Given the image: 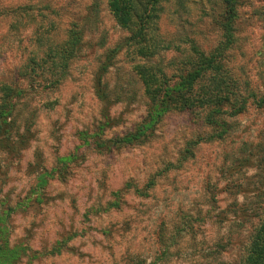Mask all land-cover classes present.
Returning a JSON list of instances; mask_svg holds the SVG:
<instances>
[{"label": "rangeland", "instance_id": "rangeland-1", "mask_svg": "<svg viewBox=\"0 0 264 264\" xmlns=\"http://www.w3.org/2000/svg\"><path fill=\"white\" fill-rule=\"evenodd\" d=\"M8 1L18 2L0 0V9ZM92 1L54 0L61 10L29 24L26 17L0 15V88L22 90L14 100L9 139L0 138V214H8L9 244L26 248L19 264H241L264 213L257 171L263 166L253 154L249 166L234 167L232 155L247 143L264 153V111L249 107L238 130L221 142L199 140L207 130L195 110L166 115L144 145L95 148L82 134L91 135L102 120L95 75L129 34L106 0H98L94 30L61 84L47 87V76L27 72L47 39L64 41L68 22L75 15L85 18ZM212 5L169 0L162 35L182 49L193 40L210 49L218 41ZM263 5L256 0L242 8L232 58L253 89H264V20L255 15ZM41 36L46 40L39 44ZM131 50L113 53L109 62L106 79L120 101L111 108L115 122L105 139L132 131L146 115L148 98Z\"/></svg>", "mask_w": 264, "mask_h": 264}, {"label": "trees", "instance_id": "trees-1", "mask_svg": "<svg viewBox=\"0 0 264 264\" xmlns=\"http://www.w3.org/2000/svg\"><path fill=\"white\" fill-rule=\"evenodd\" d=\"M253 1L256 0H210L213 4L212 23L218 32L217 43L210 49H203L193 40L189 49H182L175 39L161 33L160 22L169 0H106L118 25L129 34L110 52L109 59L107 57L98 67L94 88L103 103L102 120L91 135L88 132L82 133L85 138H92L95 148L100 150L144 145L155 138L157 128L166 115L198 110L207 130L199 136V140L221 142L238 130V119L249 107L255 106L264 111V89H253L250 82L244 81L232 65L241 31L242 8L252 5ZM259 1L264 3V0ZM52 3L54 4V0L8 1L1 7L0 15L26 17V23L29 24L39 14L46 16V13L51 15L61 10L53 7ZM99 3L98 0L92 1L85 9V18L79 20L73 15L68 22L64 41L53 43L47 39L41 56L30 58L28 65L31 69L27 72L47 76L50 82L47 87L52 84L56 88L61 84L69 75L73 61L80 57L86 34L94 30ZM259 14L264 20V5L255 13ZM44 39L46 40L41 36L37 41L41 44ZM125 47L132 49L135 57L133 70L148 98L147 111L132 131L121 137L105 139L103 134L115 122L110 115L111 108L120 101L106 79L112 66L109 62L113 53ZM170 52L174 53L171 57L168 55ZM0 92V138L7 136L9 139L8 134L14 128V121H11L14 100L21 95L19 93L22 90L4 84ZM193 144L196 141L190 142V146ZM247 144L242 152L238 151L237 157L232 155L231 164L234 167L244 166L253 154L256 155L260 158L258 161L262 162L263 167H259L257 171L264 185V153L253 151ZM7 218V211L0 214V264H19L26 254V248L21 246L22 242L9 244ZM244 250L241 264H264V213L250 234Z\"/></svg>", "mask_w": 264, "mask_h": 264}]
</instances>
